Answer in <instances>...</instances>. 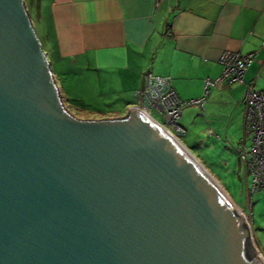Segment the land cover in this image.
<instances>
[{"label":"water","instance_id":"1","mask_svg":"<svg viewBox=\"0 0 264 264\" xmlns=\"http://www.w3.org/2000/svg\"><path fill=\"white\" fill-rule=\"evenodd\" d=\"M203 168L136 107L74 116L24 1L0 0V264H264Z\"/></svg>","mask_w":264,"mask_h":264},{"label":"crops","instance_id":"2","mask_svg":"<svg viewBox=\"0 0 264 264\" xmlns=\"http://www.w3.org/2000/svg\"><path fill=\"white\" fill-rule=\"evenodd\" d=\"M32 1L48 50L42 47L58 67L57 72L51 70L57 86L62 80L59 75L70 79L65 68L80 65L83 80L93 71L98 78L110 80L111 94L123 99L125 109L146 71L170 75L178 96L189 99L203 94L206 77L221 72L223 49L256 50L244 82L216 84L203 104L194 103L187 113L207 134L222 137L235 152L236 165L244 170L253 240L264 258V190H257L250 201L248 174L236 151L244 138L245 83L264 89V0ZM78 77L71 72L72 79ZM63 84L58 90L64 102Z\"/></svg>","mask_w":264,"mask_h":264},{"label":"rangeland","instance_id":"3","mask_svg":"<svg viewBox=\"0 0 264 264\" xmlns=\"http://www.w3.org/2000/svg\"><path fill=\"white\" fill-rule=\"evenodd\" d=\"M23 1L26 5L32 23L34 21V29L41 45L46 48L47 51L48 48L45 43L42 29L43 26L36 16V3L35 1L33 3L32 0ZM47 58L49 61L52 60V64L50 65L51 70L57 72V64H55L53 59L54 57L51 59L49 51ZM83 68L84 67L77 64L65 68L71 80L69 78L66 79L64 76L60 77V75L57 77L58 79H62L59 81V90H62V81L64 83V102L68 110L74 116L79 118H100L113 114L116 115L126 110L124 107L125 105L123 104V99L113 97L111 94L114 87L110 80H105L102 75L98 78L96 71H93L91 77L85 81L81 78L82 73L80 72ZM71 72L78 73L80 77L72 79ZM131 101H134L133 95L131 97ZM193 105L194 103L183 108V115L180 118V122L185 127V133L180 136V141L204 165L212 176L217 179L220 185L230 195L232 200L239 205V210L243 212V214L247 213L245 216L247 220L250 221L247 198L248 193L245 184L244 170L236 165V154L233 152L230 144L225 143L222 137H216L214 133H212V135L207 134L203 127L192 121V118H190V112L187 113V107H191ZM151 114L158 121H162L161 113L155 108L151 110ZM256 191L257 190L253 192L251 199L249 198L250 201L253 200ZM250 235L251 236H248L249 242L253 247L256 246V248H258L253 240V228H251Z\"/></svg>","mask_w":264,"mask_h":264},{"label":"built area","instance_id":"4","mask_svg":"<svg viewBox=\"0 0 264 264\" xmlns=\"http://www.w3.org/2000/svg\"><path fill=\"white\" fill-rule=\"evenodd\" d=\"M159 1L154 0V3ZM255 52L256 50L240 53L237 50L223 49L219 55L221 72L213 78L206 77L203 94L189 99L178 96L170 75L146 71L142 73L140 85L133 90L134 101L128 107H136L156 119L151 114V110L155 108L162 116V121L156 120L180 140V136L185 133V127L180 123L183 108L191 103L203 104L210 88L220 82H244L245 69L254 60ZM245 85L242 97L244 138L236 146V151L249 176L248 190L251 199L255 190H264V89L255 88L251 83ZM208 132L211 130L208 129ZM247 222L250 225V221Z\"/></svg>","mask_w":264,"mask_h":264},{"label":"bare ground","instance_id":"5","mask_svg":"<svg viewBox=\"0 0 264 264\" xmlns=\"http://www.w3.org/2000/svg\"><path fill=\"white\" fill-rule=\"evenodd\" d=\"M197 159V158H196ZM197 161V160H196ZM204 170L207 171V169L204 167ZM210 177L212 178V180L215 182L216 186L227 196V198L230 200V198L228 197L226 191L223 189V187L217 182V179H215L211 174H209Z\"/></svg>","mask_w":264,"mask_h":264}]
</instances>
